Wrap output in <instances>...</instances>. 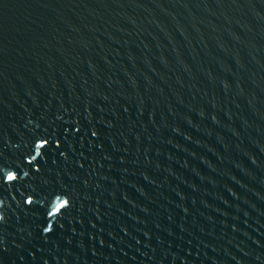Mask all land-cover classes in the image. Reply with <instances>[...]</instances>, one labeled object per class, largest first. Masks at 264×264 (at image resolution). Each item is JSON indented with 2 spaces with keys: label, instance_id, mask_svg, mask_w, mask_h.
Here are the masks:
<instances>
[{
  "label": "water",
  "instance_id": "obj_1",
  "mask_svg": "<svg viewBox=\"0 0 264 264\" xmlns=\"http://www.w3.org/2000/svg\"><path fill=\"white\" fill-rule=\"evenodd\" d=\"M0 216V264H264V0H0Z\"/></svg>",
  "mask_w": 264,
  "mask_h": 264
},
{
  "label": "clouds",
  "instance_id": "obj_2",
  "mask_svg": "<svg viewBox=\"0 0 264 264\" xmlns=\"http://www.w3.org/2000/svg\"><path fill=\"white\" fill-rule=\"evenodd\" d=\"M47 141L45 140H39L36 142L35 144V150H36V154L33 155L31 157V160L34 161L37 156H39L41 154V149L42 147H44L46 145ZM31 162V161H30ZM28 173L25 172L24 175L26 176ZM17 174L15 171L13 170H8L4 173V181L7 183H11L17 180ZM26 204H31L32 203V198L28 197V199L25 201ZM70 206V200L65 197V196H61V195H56L50 205V209L47 212V216L48 217H56L59 216L60 214H62L63 210H65L66 208H68ZM3 219V216H0V220ZM52 229V224L49 223L47 227L44 228V232H50Z\"/></svg>",
  "mask_w": 264,
  "mask_h": 264
}]
</instances>
